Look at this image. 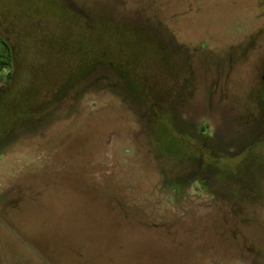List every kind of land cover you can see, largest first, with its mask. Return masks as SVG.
<instances>
[{"label": "rangeland", "instance_id": "obj_1", "mask_svg": "<svg viewBox=\"0 0 264 264\" xmlns=\"http://www.w3.org/2000/svg\"><path fill=\"white\" fill-rule=\"evenodd\" d=\"M0 39V264H264V0H0Z\"/></svg>", "mask_w": 264, "mask_h": 264}, {"label": "trees", "instance_id": "obj_2", "mask_svg": "<svg viewBox=\"0 0 264 264\" xmlns=\"http://www.w3.org/2000/svg\"><path fill=\"white\" fill-rule=\"evenodd\" d=\"M0 70L9 66L8 48L0 39ZM6 53V54H5Z\"/></svg>", "mask_w": 264, "mask_h": 264}, {"label": "flooded vegetation", "instance_id": "obj_3", "mask_svg": "<svg viewBox=\"0 0 264 264\" xmlns=\"http://www.w3.org/2000/svg\"><path fill=\"white\" fill-rule=\"evenodd\" d=\"M206 46H207V44L205 43L203 48L205 47L204 49H206L207 48ZM263 81H264V78H263ZM263 119H264V113H263ZM213 133H215V129H214L213 125H212V134Z\"/></svg>", "mask_w": 264, "mask_h": 264}]
</instances>
